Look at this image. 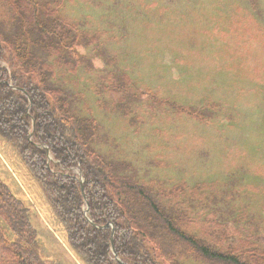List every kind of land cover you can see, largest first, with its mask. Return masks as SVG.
I'll return each instance as SVG.
<instances>
[{
  "label": "rangeland",
  "instance_id": "1",
  "mask_svg": "<svg viewBox=\"0 0 264 264\" xmlns=\"http://www.w3.org/2000/svg\"><path fill=\"white\" fill-rule=\"evenodd\" d=\"M38 1L84 37L75 53L60 54L65 65L53 64L48 84L78 118L96 120V151L117 173L158 183L164 202L208 228L194 227L196 235L225 227L233 242L264 246V0ZM17 28L0 5L3 34ZM68 29L55 23L53 40L67 44ZM0 178L31 207L48 264H82L33 174L1 139Z\"/></svg>",
  "mask_w": 264,
  "mask_h": 264
},
{
  "label": "trees",
  "instance_id": "2",
  "mask_svg": "<svg viewBox=\"0 0 264 264\" xmlns=\"http://www.w3.org/2000/svg\"><path fill=\"white\" fill-rule=\"evenodd\" d=\"M0 5L18 24L8 36L0 29V139L33 174L82 264H264V246L249 238L233 242L225 227L216 236L196 235L194 227L208 228L164 202L158 183L117 173L96 151V120L78 118L63 90L48 84L53 64L65 65L60 54L75 53L84 40L74 22L38 0ZM58 22L74 33L67 44L53 40ZM39 46L47 60L35 53ZM30 212L0 178V264H48Z\"/></svg>",
  "mask_w": 264,
  "mask_h": 264
},
{
  "label": "water",
  "instance_id": "3",
  "mask_svg": "<svg viewBox=\"0 0 264 264\" xmlns=\"http://www.w3.org/2000/svg\"><path fill=\"white\" fill-rule=\"evenodd\" d=\"M80 189H81V192H83V186H82V182H80ZM86 213H87V211H86ZM110 241L112 242V240L110 239ZM111 249H113L112 247H111ZM121 264H123V263H121Z\"/></svg>",
  "mask_w": 264,
  "mask_h": 264
}]
</instances>
